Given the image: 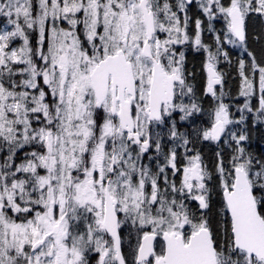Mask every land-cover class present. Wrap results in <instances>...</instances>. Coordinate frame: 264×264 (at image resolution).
Here are the masks:
<instances>
[{"label": "snow or ice", "instance_id": "snow-or-ice-1", "mask_svg": "<svg viewBox=\"0 0 264 264\" xmlns=\"http://www.w3.org/2000/svg\"><path fill=\"white\" fill-rule=\"evenodd\" d=\"M250 41L264 0H0V264H264Z\"/></svg>", "mask_w": 264, "mask_h": 264}, {"label": "flooded vegetation", "instance_id": "flooded-vegetation-1", "mask_svg": "<svg viewBox=\"0 0 264 264\" xmlns=\"http://www.w3.org/2000/svg\"><path fill=\"white\" fill-rule=\"evenodd\" d=\"M219 26L220 25H218V27ZM204 38H205L206 41H209L211 39V36H210V34H206ZM203 59H204L203 54L193 55V54L189 53V64H188V67H189L190 70H194L195 71L196 80L194 81V83L196 84L198 89H202L205 86V84H206V73L202 69ZM222 66H224V65L220 66L221 69L224 70V68H222ZM235 79H236V81H235L236 90L228 92L229 96H236L238 94V91H239L238 84H240L239 77H237ZM225 83H226L228 89H233L234 88V87H232L229 84V81H225ZM205 99H207V98H205ZM242 101H243V98H240V101L238 103H242ZM251 135H252V138H253L254 145H257V144L262 145V129L253 130ZM205 154H206V157L211 155V149L209 147L205 148ZM134 242L135 241L133 240L132 243H134ZM128 243H129V241H128L127 237H126L125 238L126 247H127Z\"/></svg>", "mask_w": 264, "mask_h": 264}, {"label": "trees", "instance_id": "trees-1", "mask_svg": "<svg viewBox=\"0 0 264 264\" xmlns=\"http://www.w3.org/2000/svg\"><path fill=\"white\" fill-rule=\"evenodd\" d=\"M252 44H255V46L252 47ZM250 45H251V50H253V51H257V50H259V47H260L259 42H257V43H252V42L250 41ZM237 53H238V51L233 52V61H235V59H236V54H237ZM262 55H264V53H262ZM222 68H224V70L228 73V76H227L226 81H229V84H230L232 87H234L233 89H231V91H235V90H236V84H235L236 79H235V78L238 77V75H237V73H236V71H235V67L229 68V67H227L226 65H224V66H222ZM229 79H230V80H229ZM263 133H264V129L262 128V134H263ZM263 145H264V144H263Z\"/></svg>", "mask_w": 264, "mask_h": 264}, {"label": "rangeland", "instance_id": "rangeland-1", "mask_svg": "<svg viewBox=\"0 0 264 264\" xmlns=\"http://www.w3.org/2000/svg\"><path fill=\"white\" fill-rule=\"evenodd\" d=\"M219 25V24H218ZM217 25V26H218ZM255 46V44H252V47H254ZM230 47V46H229ZM235 51H238L239 52V50L238 49H232V52H235ZM254 53L257 55V57L258 58H260L261 56H262V52H261V45H260V47H259V50H257V51H254ZM221 65H224V64H221ZM238 87H239V84H238ZM225 90L227 91V92H230L231 91V89H228V87H227V85H226V83H225ZM240 101V100H239ZM239 101H237V102H239ZM226 102H228L227 100H226ZM264 129V128H263ZM262 137H264V133L262 134ZM264 144V139H262V145Z\"/></svg>", "mask_w": 264, "mask_h": 264}]
</instances>
